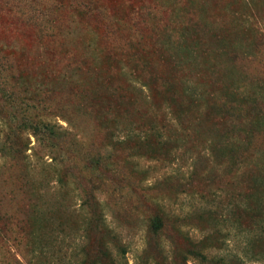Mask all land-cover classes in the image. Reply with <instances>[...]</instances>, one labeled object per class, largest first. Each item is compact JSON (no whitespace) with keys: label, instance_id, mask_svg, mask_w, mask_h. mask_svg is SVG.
Segmentation results:
<instances>
[{"label":"rangeland","instance_id":"1","mask_svg":"<svg viewBox=\"0 0 264 264\" xmlns=\"http://www.w3.org/2000/svg\"><path fill=\"white\" fill-rule=\"evenodd\" d=\"M0 145V264H258L264 0H0Z\"/></svg>","mask_w":264,"mask_h":264},{"label":"trees","instance_id":"2","mask_svg":"<svg viewBox=\"0 0 264 264\" xmlns=\"http://www.w3.org/2000/svg\"><path fill=\"white\" fill-rule=\"evenodd\" d=\"M21 133L28 132L31 134L36 142H46L49 144V147H53L59 138L60 133L59 129L55 124L40 121L38 123H31L29 121L21 123L18 128ZM9 150L7 146L0 145V152L5 154ZM17 152L22 151L21 149H15ZM23 151H26L25 149ZM256 186L261 187L259 189H264V175L260 179L256 180ZM259 189L248 196L249 201L253 202L252 214L257 218L253 227H248L244 229L242 233H245L247 249L245 251V258L249 261L258 262V264H264V247L260 249L261 252L256 253L253 251V247L256 244L264 243V197ZM263 211V212H261ZM161 221L156 218L153 220L152 229L156 230L160 227ZM252 247V249H251Z\"/></svg>","mask_w":264,"mask_h":264}]
</instances>
